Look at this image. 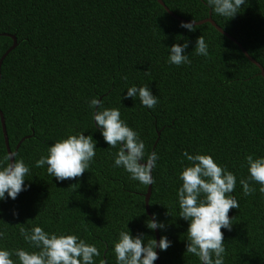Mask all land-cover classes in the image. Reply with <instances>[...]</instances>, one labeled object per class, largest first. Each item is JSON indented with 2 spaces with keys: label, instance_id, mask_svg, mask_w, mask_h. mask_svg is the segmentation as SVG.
<instances>
[{
  "label": "trees",
  "instance_id": "trees-1",
  "mask_svg": "<svg viewBox=\"0 0 264 264\" xmlns=\"http://www.w3.org/2000/svg\"><path fill=\"white\" fill-rule=\"evenodd\" d=\"M161 1L175 16L157 0H0V57L12 44L9 35L16 40L0 65V110L10 150L20 141L16 157L29 167L27 189L0 201V247L30 250L18 230L35 224L75 234L97 247L95 264H115L112 245L125 224L133 235L155 238L145 226L147 185L113 166L116 149L94 131L88 102L95 96L118 108L146 152L158 155L148 208L166 226L157 229L159 238L171 241L158 250L160 264H198L185 252L187 221L178 216L182 151L210 153L237 178L232 195L239 207L229 209L231 230L221 229L224 264H264V196H244L239 184L248 175L244 157L264 155V77L236 44L264 70V0H245L228 20L206 0ZM208 16L231 38L209 22L189 32L177 18ZM200 35L207 57L192 49ZM184 40L191 63H167V47ZM131 85H147L157 105L124 99ZM77 131L96 141L88 170L57 182L34 166L52 142ZM5 154L0 123V159Z\"/></svg>",
  "mask_w": 264,
  "mask_h": 264
},
{
  "label": "clouds",
  "instance_id": "clouds-1",
  "mask_svg": "<svg viewBox=\"0 0 264 264\" xmlns=\"http://www.w3.org/2000/svg\"><path fill=\"white\" fill-rule=\"evenodd\" d=\"M245 0H206L208 8L227 20L233 18L244 5ZM179 27L189 32L195 31L196 19L181 21ZM180 39V37H179ZM188 41L173 43L167 47V63L180 66L191 63L184 50ZM197 56H208V45L202 35L195 39L192 48ZM126 79V77H122ZM124 99L139 101L142 107L153 109L158 97L153 95L147 85H131L123 94ZM91 120L109 148H115L112 155L113 166L122 168L129 179L141 185L154 183L152 170L157 166L158 155L155 151L146 152L143 140L138 132L121 119L118 108L103 107L102 99L93 96L88 102ZM96 141L84 131L69 133L55 140L47 147V154L35 160V167H46V172L57 182L79 177L89 169L95 156ZM179 172L180 186L176 191L178 216L187 221L185 252L195 256L198 264H224L225 247L221 229L231 230L230 208H238V201L232 195L237 178L223 165L214 161L210 153L182 151ZM247 177L241 178L239 184L244 196L254 191L264 196V155L248 154L244 157ZM29 167L15 153L5 154L0 159V201L15 199L28 185L24 183ZM252 183L258 184L255 189ZM16 216L15 211L12 212ZM149 230L165 229V224L156 219L153 213L145 222ZM126 230L118 232L113 242L112 252L115 264H154L157 260V248L167 250L171 241L161 235L159 241L148 238L143 233L133 235L127 225ZM19 234L28 244L30 250L15 248L9 250L0 247V264H95L94 258L100 252L94 244L87 243L71 233L46 232L39 225L29 228L21 226ZM4 232L0 231V239ZM15 257V259H13Z\"/></svg>",
  "mask_w": 264,
  "mask_h": 264
},
{
  "label": "water",
  "instance_id": "water-1",
  "mask_svg": "<svg viewBox=\"0 0 264 264\" xmlns=\"http://www.w3.org/2000/svg\"><path fill=\"white\" fill-rule=\"evenodd\" d=\"M163 7L164 9L171 15V16H175L171 11L168 10V8L164 5V3L161 1V0H157ZM179 20H182V21H185V22H188V20H185V19H182L180 17H177ZM203 22H209L211 23L218 31H220L221 33H223L224 35H227L228 37H230L224 30L221 29V27H219L211 18L210 16L206 17V18H203L199 21H196V24H201ZM5 34V33H3ZM5 35H9V34H5ZM11 38H12V44L7 48V50H5V52L1 55L0 57V65H1V62L3 60V58L5 57V55L10 51L12 50L15 45H16V40H15V37L13 35H9ZM231 38V37H230ZM234 42H236L234 39H232ZM236 44L241 48V51L243 52V54L245 55V57L251 61L252 63H254L260 70V74L264 77V70L263 68L260 66V64L255 61L254 59H252L248 53L245 51V49H243L241 47V45L239 43L236 42ZM0 123H1V130H2V135H3V138H4V143H5V148H6V151H7V154H10V153H15L18 146H19V143L20 141L16 144L15 146V150L14 151H11L10 148H9V145H8V139H7V135H6V128H5V122H4V118H3V114L0 110ZM151 190V185H147V189H146V192L144 194V205H145V212L148 214V216L151 218V214L149 212V208H148V199H149V196H150V191ZM154 234H155V239L157 240V242L159 241V236H158V230H154ZM158 248H157V260L155 261L156 264H160L159 263V252H158Z\"/></svg>",
  "mask_w": 264,
  "mask_h": 264
}]
</instances>
